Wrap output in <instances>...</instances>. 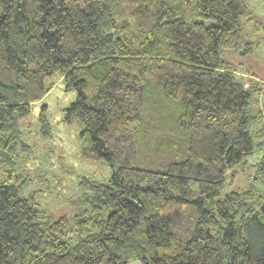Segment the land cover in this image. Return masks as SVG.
I'll return each instance as SVG.
<instances>
[{
    "label": "trees",
    "instance_id": "16d2710c",
    "mask_svg": "<svg viewBox=\"0 0 264 264\" xmlns=\"http://www.w3.org/2000/svg\"><path fill=\"white\" fill-rule=\"evenodd\" d=\"M253 19L245 0H0V264H264L262 87L237 73ZM57 81L110 172L53 216L21 124Z\"/></svg>",
    "mask_w": 264,
    "mask_h": 264
},
{
    "label": "rangeland",
    "instance_id": "374dc122",
    "mask_svg": "<svg viewBox=\"0 0 264 264\" xmlns=\"http://www.w3.org/2000/svg\"><path fill=\"white\" fill-rule=\"evenodd\" d=\"M245 1L253 11V21L258 30L255 37L251 36L256 44L255 53L247 58H241L244 65L241 66L242 69H237V73L239 77L254 78L260 83L262 90L251 99L250 109L253 112L260 109L264 118V110H262L264 100V0ZM251 26L250 22L247 23V27H250L249 33H253ZM232 59L236 61L238 58L235 55ZM247 65L251 69L250 73L244 72ZM245 84L248 85V81H245ZM74 95L73 91L64 90L61 81H57L41 100L33 104L31 116L21 124L22 139L28 146V151L24 154L27 157L24 156L26 165L30 167V174L37 177L34 181L39 183L35 184L36 186L31 185L28 189L44 188L45 191L39 193L43 195L40 202L53 216L68 214L74 209L70 201L78 192L77 187H79L78 182L81 177L106 180L110 172L106 162L88 161L82 158L78 136L80 126L77 123L69 125L62 121L63 108L73 100ZM42 103L46 104L48 110V137L40 133L38 112ZM253 158H256V154ZM250 167L247 163V170L239 172L235 180L229 182L221 191L222 195L231 188L246 185L253 177L254 168ZM39 175H42L44 180Z\"/></svg>",
    "mask_w": 264,
    "mask_h": 264
},
{
    "label": "water",
    "instance_id": "95a60500",
    "mask_svg": "<svg viewBox=\"0 0 264 264\" xmlns=\"http://www.w3.org/2000/svg\"><path fill=\"white\" fill-rule=\"evenodd\" d=\"M262 208H264V205H263V207Z\"/></svg>",
    "mask_w": 264,
    "mask_h": 264
}]
</instances>
